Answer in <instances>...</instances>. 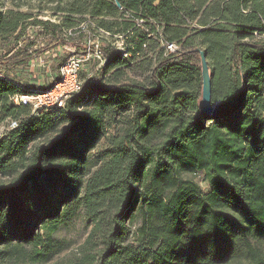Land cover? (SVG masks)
Returning a JSON list of instances; mask_svg holds the SVG:
<instances>
[{
  "label": "trees",
  "instance_id": "obj_1",
  "mask_svg": "<svg viewBox=\"0 0 264 264\" xmlns=\"http://www.w3.org/2000/svg\"><path fill=\"white\" fill-rule=\"evenodd\" d=\"M28 1L62 23H43L38 53L22 37L31 16L0 12V43L21 42L0 58L6 74L72 45L58 32L83 22L110 37L62 109L15 106L37 88L0 78V126L18 122L0 137V264H49L52 236L80 212L91 229L69 264H264V0ZM197 48L212 116L199 109ZM132 63L150 82L119 81Z\"/></svg>",
  "mask_w": 264,
  "mask_h": 264
},
{
  "label": "rangeland",
  "instance_id": "obj_2",
  "mask_svg": "<svg viewBox=\"0 0 264 264\" xmlns=\"http://www.w3.org/2000/svg\"><path fill=\"white\" fill-rule=\"evenodd\" d=\"M38 5L42 6L38 7ZM45 7L43 4H37V1H28V0H0V12L3 15H6L8 11H14L16 13H26L31 18L30 22H33L32 25H29L24 32L22 33V37H28L32 43L34 44V50L36 52H40L44 50L47 45V37H50L48 34L40 35L42 31L49 30L48 25H43L46 21L51 22L52 24H60L62 23L61 15L52 16L49 11H44ZM83 22L80 20V23ZM42 23V24H41ZM67 30H62L59 33L60 36L64 35ZM92 34V33H91ZM97 38V39H96ZM71 39V38H70ZM104 38L95 35V37L90 38V44H88L87 36H81L72 39V45L70 44L66 48H54L48 50L44 54H39V56H35L32 62L25 63L18 69L11 70V72L16 77V80L22 82L24 85H28L29 87H35L37 89L46 88L49 84L52 83L54 77L58 73L59 64L69 57V55L78 54L83 52L84 50L88 54V61L85 63L84 69L80 74V78L84 79L86 75H91V77H95L96 72L99 70V67H102L100 61L95 58V50L94 45L101 47L102 41ZM21 42H12L9 48H6L3 44L0 43V58L3 55L7 54L8 51H15L16 48L20 46ZM118 48L121 47L119 43H116ZM41 60V61H40ZM114 71H110L108 74L104 76L105 79H110L114 81L113 75ZM149 72L145 65H138L136 63H132V65L125 71V76L120 78V82L134 80L140 83H148L149 80ZM105 148L104 142L101 143L99 147H97L91 154L94 156L97 153L101 152L102 149ZM193 181L197 182L203 192H206L208 187L201 181L200 176L189 177ZM133 225V224H132ZM132 225H129L132 229ZM90 223L85 218V215L80 212L79 215L73 219L70 223L61 226L57 233H55L52 237L56 241L60 243V250L58 254H56L49 264H69L74 261L77 257L80 256L83 251L84 242L88 236L90 231ZM260 252L264 255V245L261 246ZM1 264H10V263H1ZM11 264H27L26 260L23 259H15V263ZM234 264H240L239 261L234 262Z\"/></svg>",
  "mask_w": 264,
  "mask_h": 264
},
{
  "label": "built area",
  "instance_id": "obj_3",
  "mask_svg": "<svg viewBox=\"0 0 264 264\" xmlns=\"http://www.w3.org/2000/svg\"><path fill=\"white\" fill-rule=\"evenodd\" d=\"M92 33V34H91ZM87 36L88 44H90V38L95 37V35L108 38L106 32L101 29H96L95 26L89 21L83 22L77 27L70 28L66 31L64 35H62L63 39H75L81 36ZM97 39V38H96ZM57 46L55 48H59ZM66 48V47H61ZM167 51L172 53L177 48L172 45L166 46ZM95 50V58L100 61L101 66H103L105 60L103 59L100 50H98V46L94 45ZM41 61V60H40ZM88 61V54L84 50L78 54L69 55L68 58L63 60L60 63L58 68V73L52 80L50 84V88L47 90H38L36 89L32 93H28L25 95H15L11 98L13 104L15 106L25 107L28 106L32 113H36L40 111V109H50V108H59L62 109L66 103L72 96L79 93L82 85L84 83V79L91 78V75H86L84 79L80 78V74L84 69L85 63ZM32 62V60L30 61ZM101 68V67H99ZM0 78H6L8 80H15L14 75L12 73L6 74L4 71L0 70ZM21 84H23L21 82ZM18 127V122L16 120L7 121L4 125L0 126V137L10 132L13 129Z\"/></svg>",
  "mask_w": 264,
  "mask_h": 264
},
{
  "label": "water",
  "instance_id": "obj_4",
  "mask_svg": "<svg viewBox=\"0 0 264 264\" xmlns=\"http://www.w3.org/2000/svg\"><path fill=\"white\" fill-rule=\"evenodd\" d=\"M117 7L120 8V5L116 3ZM197 53L199 56L200 68H201V77H202V87H201V101L199 104V109L202 114H206L208 116H212L215 114V105L211 102V77L208 67V62L206 60V53L202 49H195L193 51Z\"/></svg>",
  "mask_w": 264,
  "mask_h": 264
},
{
  "label": "crops",
  "instance_id": "obj_5",
  "mask_svg": "<svg viewBox=\"0 0 264 264\" xmlns=\"http://www.w3.org/2000/svg\"><path fill=\"white\" fill-rule=\"evenodd\" d=\"M50 85V84H49Z\"/></svg>",
  "mask_w": 264,
  "mask_h": 264
}]
</instances>
